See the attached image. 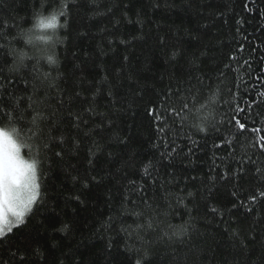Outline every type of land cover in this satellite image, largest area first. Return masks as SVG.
Here are the masks:
<instances>
[{
  "label": "trees",
  "instance_id": "1",
  "mask_svg": "<svg viewBox=\"0 0 264 264\" xmlns=\"http://www.w3.org/2000/svg\"><path fill=\"white\" fill-rule=\"evenodd\" d=\"M52 9L59 65L17 71ZM0 32L41 194L0 264H264V0H2Z\"/></svg>",
  "mask_w": 264,
  "mask_h": 264
},
{
  "label": "snow or ice",
  "instance_id": "2",
  "mask_svg": "<svg viewBox=\"0 0 264 264\" xmlns=\"http://www.w3.org/2000/svg\"><path fill=\"white\" fill-rule=\"evenodd\" d=\"M2 2V0H0ZM74 2V0H73ZM69 0H63L64 7H68ZM3 35V32H0ZM0 48H3L0 45ZM175 55V54H174ZM12 83L10 80L6 81L3 79V69H0V119L7 118L12 121H22L24 119L23 110L20 108L22 97H16L10 94V88ZM179 94V89L175 92ZM111 95V93H109ZM29 107H31L29 105ZM188 105L185 103L182 105L180 111L175 108L171 109L173 116L179 117L181 111L187 110ZM89 111H91L89 109ZM237 111L243 112L244 109L237 107ZM150 115L155 116L154 112L150 111ZM72 119L77 122L80 121L81 117L72 115ZM166 122V121H165ZM31 123L35 126L37 124V117H33ZM233 123L243 132L245 130V123H241L239 120L233 119ZM74 126L78 127V123ZM32 129H29L31 131ZM203 130V129H202ZM161 131V129H158ZM253 131H259L254 129ZM264 141V137L260 138ZM61 138V143H62ZM195 143V142H194ZM30 149L31 145H27ZM48 147V145H45ZM261 148H264V143L260 144ZM60 156L61 153H55ZM91 163V161H89ZM147 174V169L145 170ZM257 173L264 176V171L257 167L255 169ZM95 179V178H93ZM134 184V182H133ZM264 187V185H261ZM40 184L37 178V164L35 161L24 160L19 151V146L15 142H12L11 146L0 142V242L5 237V226H7V232H12V226L24 223V216L27 212L31 211L33 204L37 202L40 197ZM191 195V193H189ZM259 198H264V191H259ZM257 195H251L250 200L253 203L259 200ZM79 199V197H77ZM146 207H151L146 205ZM252 208L248 211L252 212ZM216 209H213L215 212ZM137 216L141 215L136 213ZM140 227H143L142 225ZM148 227H151L149 223ZM13 258L17 256V253H12ZM24 257H19L20 264H24ZM136 264H141V261L137 260Z\"/></svg>",
  "mask_w": 264,
  "mask_h": 264
},
{
  "label": "clouds",
  "instance_id": "3",
  "mask_svg": "<svg viewBox=\"0 0 264 264\" xmlns=\"http://www.w3.org/2000/svg\"><path fill=\"white\" fill-rule=\"evenodd\" d=\"M62 14L64 13L60 9L39 12L33 17L31 24L18 34L23 41V47L11 50L17 71L26 67L29 59L42 61L50 67L59 65L56 49L63 43L60 32L66 27V23L61 22ZM0 142L9 146L15 142L19 146L20 154L22 149L30 145L23 130L12 120L0 123ZM30 149L34 152L32 145ZM31 161H35L38 166L37 159L33 157Z\"/></svg>",
  "mask_w": 264,
  "mask_h": 264
},
{
  "label": "rangeland",
  "instance_id": "4",
  "mask_svg": "<svg viewBox=\"0 0 264 264\" xmlns=\"http://www.w3.org/2000/svg\"><path fill=\"white\" fill-rule=\"evenodd\" d=\"M20 155H21V157H22L24 160H26V161H30V160L26 159V158L23 156V154H22V150H21V154H20ZM37 178H38V176H37ZM14 225H15V224H14ZM14 225H13V226H14ZM5 229H7V226H5Z\"/></svg>",
  "mask_w": 264,
  "mask_h": 264
}]
</instances>
